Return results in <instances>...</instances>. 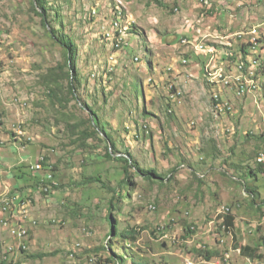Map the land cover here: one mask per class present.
<instances>
[{"label": "rangeland", "instance_id": "rangeland-1", "mask_svg": "<svg viewBox=\"0 0 264 264\" xmlns=\"http://www.w3.org/2000/svg\"><path fill=\"white\" fill-rule=\"evenodd\" d=\"M31 1L0 0V199L7 193L23 197L27 229L26 249L5 254L17 242L1 212L10 210L0 203V264H108L103 247L109 239L116 255H127L124 264H213L225 256L244 264L237 246L264 252V173L256 170L264 155V45L256 46L260 89L244 97L224 86L217 90L207 78L209 63L204 72L191 71L208 60L198 45L219 49L217 63L231 54L226 58H234V66L240 55L234 32L258 27L264 33V0H206L203 6L200 0H44L46 25ZM187 26L199 35L187 33ZM50 27L77 47L80 98L118 151L129 153L142 170H154L161 184L133 174L126 188H117L123 173L104 158L107 142H81L88 110L69 98L65 81L58 94L66 101L47 87L49 78L66 71ZM176 29L178 36L168 43ZM181 35L187 45L179 43ZM121 37L127 45L116 48ZM164 53H184L189 63L180 65L191 88L180 85L178 91L168 69L178 65ZM215 92L231 112L215 113ZM38 158L45 163L41 174L30 169ZM247 167L256 176L249 178ZM48 173L57 186L45 193L34 182ZM88 177L100 182L79 185ZM102 184L119 189L121 199L114 203L120 212L113 215L120 233H137L135 241L109 236L106 209L113 192ZM245 185L256 189L255 205ZM222 207L234 218L230 228L222 226ZM193 249L219 256L206 262Z\"/></svg>", "mask_w": 264, "mask_h": 264}, {"label": "trees", "instance_id": "trees-1", "mask_svg": "<svg viewBox=\"0 0 264 264\" xmlns=\"http://www.w3.org/2000/svg\"><path fill=\"white\" fill-rule=\"evenodd\" d=\"M45 1L44 0H34L31 1V5L33 8L34 13L41 17L42 19V23L44 25H46L45 21L47 20L48 17V9L46 8L45 5ZM37 9H39L40 11H38ZM214 11H204L205 15H210L211 13H213ZM56 18L57 16L54 15ZM49 38L55 43L57 44L62 52H63V56H64V68L66 69L65 73L62 70V72H60V75H57L55 77H53L52 79L49 78V84H48V89H49V94H52V96L58 100H62L63 98L59 97V92L61 91V84L65 81L66 82V89H67V95L69 96V98L73 101H77L78 103L80 102L81 107L83 110H88V118L86 120L88 127H86L85 129L82 130L81 132V142H85L88 139H98L102 142H107V145L105 146V153H104V158L109 160V161H115L116 163L119 164L121 171L123 173V179L120 181V183L117 185V188L120 187V184L125 185L124 188H126L130 183H131V178L132 175L135 174L137 176L142 177L143 179H145L148 182L151 183H159L161 184L163 182V178H161L159 175H157V173L154 170H142L138 163L132 158V156L129 153L126 154H122L121 152L118 151L116 144L114 143V141L110 138V136L108 135V133L105 131L103 125L100 123L99 118L97 117L96 113L89 107L86 105L85 101H83L80 96L78 95V91H77V86L79 85V79L77 78V74H76V58H77V47L75 45V43L73 42V40L68 37L67 35H65L63 32L57 31V29H53L52 27H50V31H48L46 29ZM247 31V30H246ZM247 43H242V49H240L239 47H237V53L239 50V53H243L241 56L242 61L245 60L246 58V52H247V48L248 46H250V43L248 42L247 38L245 40ZM239 48V49H238ZM234 59V58H231ZM262 62V67L261 69L264 71V58L261 59ZM72 73V74H71ZM229 86H226L225 88H228ZM64 101L67 100V98L63 99ZM213 101V100H212ZM229 113V112H228ZM102 136H104L102 138ZM251 135H248V137ZM116 155H124L127 156H119L117 157ZM44 170H45V163H42ZM257 165V171L259 173H264V164L262 163H258L256 162ZM249 172H248V177L252 178L254 176H256L255 171L251 168V167H247ZM18 173H20L18 176V178H20L22 172V169H18ZM17 173V174H18ZM156 180V181H155ZM39 179L36 178L34 185L39 187ZM95 182H100V179H98L97 177H88L85 180H83L79 185H84V184H88V183H95ZM102 188L108 190L109 192H113L112 197L110 198V200L108 201V206L106 209V219L107 222L110 226V233L109 236H113V238L115 239L116 237L122 238V239H129L132 241L136 240L135 235L137 233H135V231H131L130 234L128 232H119L118 231V222L116 220V217H114L113 212H120L119 209H117V203H114L118 200L121 199V195H120V191L119 189H114V188H108L106 187L104 184H102ZM55 189V188H54ZM116 190V191H115ZM244 190L245 192H248L251 196H252V205H255V201L258 197V193L256 191V189H254L253 187H248L247 185L244 186ZM257 210H259V208H257ZM224 222L222 223V226H224V228H230L233 226L234 223V218L232 217L231 213H229L228 215H226ZM188 232L189 233H194L191 230V227L188 228ZM112 239H109V241L107 242V245L104 246V250L107 251L108 257L105 260L106 263L108 264H113V262L115 261L114 258L117 259L116 264H124L125 263V259L127 257V255L120 256V255H116V253L114 251H112ZM256 247V246H255ZM237 249L240 250V254L245 257V258H249L247 259L248 261H263L264 257L262 255H257L256 249L252 248L248 245L245 246H237ZM193 251L197 254L199 259H202L206 262H209L212 258H217L219 256V253L216 251H207V250H195L193 249ZM4 264V263H1ZM133 264H138L135 261H133Z\"/></svg>", "mask_w": 264, "mask_h": 264}, {"label": "built area", "instance_id": "built-area-1", "mask_svg": "<svg viewBox=\"0 0 264 264\" xmlns=\"http://www.w3.org/2000/svg\"><path fill=\"white\" fill-rule=\"evenodd\" d=\"M206 0H200L201 5L206 4L204 3ZM177 9V8H176ZM236 38H240L242 40V43H247L245 40L247 38L248 42L250 45H264V38H257L256 34L252 36H235ZM189 40L182 38L180 40V43L182 44L183 42H187ZM120 44H124V46L127 45V42H120ZM197 48V47H195ZM264 55V54H263ZM208 62L210 65V68L213 70L214 68V62H215V57L214 55H207ZM136 59V58H135ZM225 60V59H223ZM182 65H187L188 61L186 59H183L181 61ZM251 66L253 64H245L242 66H233V65H226V60H225V76L220 79V81H228L229 82V91H237V96L244 97L245 95L251 94L252 93V83H246V76L251 75ZM218 89V82L217 85L215 86ZM224 90V89H223ZM212 105L213 109L216 114H225L228 112H231L232 106L224 101L217 93L212 95ZM258 163L264 164V155H261L258 158ZM43 163V158H38L35 160V162L31 165L30 169L37 173L41 174L44 171V167L42 165ZM51 173V172H50ZM45 174L43 176V179H40V184H39V189L43 192H48L53 189L55 186H57L56 182L51 181V174ZM0 203H9L10 204V211H2V214L6 218H4V223L7 226L8 225V220L10 221V224L8 226V233L9 237L13 239V241L17 242V247H13L9 245L7 247V251L5 254L10 253V251L13 250H25L26 245L24 240L26 239V234H27V229L24 226V217L22 213L26 212L23 211L25 208V201L23 200V197L17 194H4L2 195L0 199ZM219 213H223L224 217L230 213V211H223V207L221 210H219ZM186 264H193L188 261H186ZM213 264H230L226 260L220 261V260H215ZM244 264H249L248 262Z\"/></svg>", "mask_w": 264, "mask_h": 264}, {"label": "bare ground", "instance_id": "bare-ground-1", "mask_svg": "<svg viewBox=\"0 0 264 264\" xmlns=\"http://www.w3.org/2000/svg\"><path fill=\"white\" fill-rule=\"evenodd\" d=\"M177 10V9H176ZM117 13H118V11H117ZM116 13V14H117ZM122 14H123V11L121 12ZM115 14V15H116ZM118 15H119V13H118ZM122 17V16H121ZM117 18V17H116ZM119 18V17H118ZM120 19V18H119ZM114 21V20H113ZM116 22V21H115ZM112 24H114V22L112 23ZM110 25V24H109ZM125 26V25H124ZM123 26V27H124ZM129 26V25H128ZM203 26V25H202ZM119 27V26H118ZM122 27V28H123ZM129 30V29H128ZM127 30V31H128ZM118 31V30H117ZM112 32V31H111ZM126 32V31H125ZM246 32V31H245ZM121 33V32H120ZM119 33V34H120ZM130 33V32H129ZM254 34H256V37L257 38H262V34H263V38H264V33L262 32V31H260V30H258V27H254V28H252V29H250V30H248V32H246V33H244V32H240V33H238V34H236V36H252V35H254ZM226 35V34H225ZM109 37V36H108ZM119 37V36H118ZM124 37V36H123ZM123 37H121L120 39H118L117 38V40L116 41H114L115 42V44H116V48L117 47H119L121 44H120V42H122V38ZM216 37V36H215ZM237 39H240V38H237ZM236 39V40H237ZM115 40V39H114ZM124 41V40H123ZM188 42V41H187ZM187 42H183L182 44H188ZM242 41H241V39H240V41H239V48L240 49H242ZM113 45V44H112ZM121 46H123V44L121 45ZM256 46H258V45H250V46H248V48H247V52H246V58H245V60L244 61H242V59H241V56L240 55H242L243 53H239V50H238V54H240L239 55V61H235L236 63L234 64V66H242V65H244V63L245 64H253V66H251V75H247L246 76V83H252V93L253 92H255V91H257V90H259L260 88H259V85H258V77L260 76V73H259V76H257V72H259V68L261 67V62H260V58H262V57H259V55H258V51H257V49H256ZM114 47V46H113ZM262 47V46H261ZM124 48V47H123ZM227 48V47H226ZM238 48V49H239ZM119 49V48H118ZM117 49V50H118ZM197 49H198V51L199 52H202V51H206L205 52V55H206V57H207V55H215V53H216V51L215 50H213V48H211V47H208L207 45H206V47L203 45V46H199L198 45V47H197ZM264 49V48H263ZM227 50V49H226ZM208 51V52H207ZM235 52V51H234ZM261 52V51H260ZM232 53V52H231ZM262 54V53H261ZM222 55V54H221ZM231 55V54H230ZM228 53H225V58L228 56H230ZM218 56V55H217ZM205 57V56H204ZM233 57V56H232ZM219 58V57H218ZM220 58H222V57H220ZM224 57L222 58V59H225ZM263 59V58H262ZM226 60V65H233V64H231L232 62V60L231 59H225ZM225 60H221L222 62H218L217 63V61L216 62H214V68H213V70L210 68V65L208 64V66H207V68H206V70H208V72H207V78L209 79V82L211 83V84H213L214 86H216L217 85V82H218V86H224V88L226 87V86H229V82L228 81H220V79L221 78H223L224 76H225V73H224V66H225ZM206 65V64H205ZM205 65H204V67H205ZM204 67H203V72H204ZM204 76H205V74H204ZM257 80V81H256ZM208 82V83H209ZM209 83V84H210ZM218 88H221V87H218ZM228 89H229V87H228ZM236 94H237V91H234ZM52 174V173H51ZM56 181H57V179H55ZM55 180L53 179V176L51 175V181L52 182H55ZM2 204V203H1ZM4 204V209H9L10 210V204L9 203H3ZM1 206V205H0ZM224 210H228V208H224ZM15 252V251H14ZM248 263L249 264H264V261H254V262H252V261H248ZM105 264V263H104Z\"/></svg>", "mask_w": 264, "mask_h": 264}, {"label": "crops", "instance_id": "crops-1", "mask_svg": "<svg viewBox=\"0 0 264 264\" xmlns=\"http://www.w3.org/2000/svg\"><path fill=\"white\" fill-rule=\"evenodd\" d=\"M180 13L182 14V12H181V10H180ZM182 15H184V14H182ZM177 16H180V15H177ZM250 25L252 24V22H250L249 23ZM253 27V26H252ZM245 28V27H244ZM192 28L191 27H189V26H187V33H191V34H193L194 32H196L198 35H199V33H200V31H194V30H191ZM247 29H249V27L247 28ZM246 29V30H247ZM245 30V31H246ZM178 31H179V29H176V31L174 32V35H171L170 37H169V39H168V43H170V42H172V41H174L175 39H176V36H178L177 34H179L178 33ZM240 31H236V32H234V36H236V34H238ZM218 34H219V32H218ZM213 35H217L216 33L215 34H213ZM196 36V35H195ZM205 36V35H204ZM203 36V37H204ZM193 37V36H192ZM200 37H202V35L201 36H199L198 38H200ZM217 37H220V34L217 36ZM216 37V38H217ZM180 38H184V37H182V35H181V37ZM198 40L196 37L195 38H193V40ZM193 40L192 39H190V43L192 44V42H193ZM192 41V42H191ZM180 43V42H179ZM187 43H189V42H187ZM187 45V44H186ZM193 45V47H195V45L194 44H192ZM179 46H181L180 44H179ZM174 47H176V46H174ZM175 49H177V48H175ZM213 50H215L216 51V53H219V49H216L215 47H213ZM195 55L194 56H196V57H199L200 55H198L197 53H194ZM163 56H165V57H167L168 59H170V60H173L174 61V63L173 64H175V65H178V69L176 68V66H170L168 69H171V70H173V83L176 85V83H177V87H178V91H181V88H180V85L182 86V87H189V88H191L192 86H188L186 83H185V81H184V75H182V74H184L183 72H185V68L183 67V66H181L180 64H181V61H182V57H185V55H184V53H176V54H168V53H164V55ZM192 56V55H191ZM190 56V57H191ZM201 56H203V55H201ZM215 56H217V54H215L214 55V57ZM180 57V59H181V61L179 62V63H176V61H177V58H179ZM204 57V56H203ZM198 60H199V62H200V59L198 58ZM208 62V60H206L205 62H202V64H203V66H201L200 64H198V63H196L195 65H192V67H191V71L193 72V73H196V75H197V72H200V68L203 70V67H204V65L206 64ZM188 63H189V61H188ZM184 69V70H183ZM204 74V73H203ZM187 76H191V74H188ZM204 80L206 81V79H205V77H204ZM176 83H175V82ZM206 83H208L207 81H206ZM207 85V84H206ZM209 85V84H208ZM194 89H195V87H194ZM243 246H245V245H243ZM252 248H255L256 249V252H258L257 253V255H262L263 257H264V252H262L261 250H258L257 248L258 247H252ZM238 252L240 253V250L238 249ZM227 255V254H226ZM225 260L227 261V258H228V256L226 257L225 256ZM247 259H249V258H245L244 257V261L245 262H247L248 260ZM264 259V258H263ZM264 261V260H263ZM228 263H230V264H237V263H231L230 261H227Z\"/></svg>", "mask_w": 264, "mask_h": 264}, {"label": "water", "instance_id": "water-1", "mask_svg": "<svg viewBox=\"0 0 264 264\" xmlns=\"http://www.w3.org/2000/svg\"><path fill=\"white\" fill-rule=\"evenodd\" d=\"M117 156H124V155H117ZM124 157H126V158H127V156H124Z\"/></svg>", "mask_w": 264, "mask_h": 264}, {"label": "clouds", "instance_id": "clouds-1", "mask_svg": "<svg viewBox=\"0 0 264 264\" xmlns=\"http://www.w3.org/2000/svg\"><path fill=\"white\" fill-rule=\"evenodd\" d=\"M224 220H225V218H224Z\"/></svg>", "mask_w": 264, "mask_h": 264}]
</instances>
